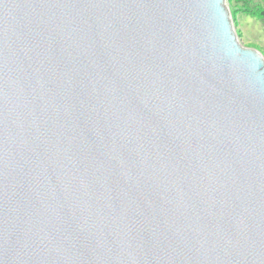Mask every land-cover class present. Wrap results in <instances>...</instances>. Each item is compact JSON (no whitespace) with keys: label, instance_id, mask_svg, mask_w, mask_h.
Here are the masks:
<instances>
[{"label":"water","instance_id":"obj_1","mask_svg":"<svg viewBox=\"0 0 264 264\" xmlns=\"http://www.w3.org/2000/svg\"><path fill=\"white\" fill-rule=\"evenodd\" d=\"M0 264H264V56L226 0H0Z\"/></svg>","mask_w":264,"mask_h":264},{"label":"rangeland","instance_id":"obj_2","mask_svg":"<svg viewBox=\"0 0 264 264\" xmlns=\"http://www.w3.org/2000/svg\"><path fill=\"white\" fill-rule=\"evenodd\" d=\"M254 1L259 2V0ZM226 4L231 11L233 25L239 41L245 47L259 50L264 56V23L251 11H245L250 8L248 4H237L233 3L232 0H226ZM246 13L249 17L243 15Z\"/></svg>","mask_w":264,"mask_h":264},{"label":"trees","instance_id":"obj_3","mask_svg":"<svg viewBox=\"0 0 264 264\" xmlns=\"http://www.w3.org/2000/svg\"><path fill=\"white\" fill-rule=\"evenodd\" d=\"M232 2L237 3V4H243V5L248 4L250 8H248L245 11L246 12L251 11L252 13H254L256 17L260 18L261 21L264 23V0H259V2H255L254 0H232ZM243 15L248 16L247 13Z\"/></svg>","mask_w":264,"mask_h":264}]
</instances>
